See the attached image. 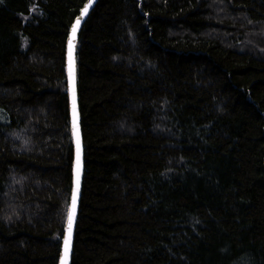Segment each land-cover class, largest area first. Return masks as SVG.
Segmentation results:
<instances>
[{"label":"trees","instance_id":"16d2710c","mask_svg":"<svg viewBox=\"0 0 264 264\" xmlns=\"http://www.w3.org/2000/svg\"><path fill=\"white\" fill-rule=\"evenodd\" d=\"M85 2L0 0V264L59 263ZM78 91L72 264H264V0H99Z\"/></svg>","mask_w":264,"mask_h":264},{"label":"water","instance_id":"95a60500","mask_svg":"<svg viewBox=\"0 0 264 264\" xmlns=\"http://www.w3.org/2000/svg\"><path fill=\"white\" fill-rule=\"evenodd\" d=\"M99 0H91V7L88 9V12L86 15L82 16L83 9L88 6L90 3V0H86L82 10L80 11L79 15L75 18L73 21L68 38L66 43V82H67V95L69 100V116H70V129H71V136H72V145H73V165H72V190H71V197L69 202V209L71 207L72 203V195L76 190V174H77V159L79 155V166H80V186H79V193L77 197V205H76V215L73 225V231H72V237H71V243L68 248L67 256H65V238L67 236V223H68V214L64 229V234L61 242V253L59 258L58 264H72L73 261V253H74V246H75V238H76V230H77V223H78V217L80 212V205H81V199H82V193H83V186H84V176H85V151H84V138H83V129H82V114L80 109V103H79V91H78V47H79V40L82 33V29L84 27V24L88 20L90 14L94 10V8L97 6ZM80 19V25L76 31V38L74 41L75 47L73 50L72 55L75 59V110L78 115V127H79V148L77 145V136L74 133L73 129V94H72V84L70 82V76H69V41L72 39V29L76 24V20ZM68 209V212H69Z\"/></svg>","mask_w":264,"mask_h":264},{"label":"snow or ice","instance_id":"6c2138e0","mask_svg":"<svg viewBox=\"0 0 264 264\" xmlns=\"http://www.w3.org/2000/svg\"><path fill=\"white\" fill-rule=\"evenodd\" d=\"M91 7V0L88 6H86L82 11V16L86 15L88 12V9ZM80 25V19L76 20V24L72 29V39L69 41V76H70V82L72 84V94H73V129L74 133L77 136V145L79 148V127H78V115L75 110V59L72 55L75 44V38H76V31ZM79 186H80V166H79V155L77 159V174H76V190L72 195V203L71 207L68 212V223H67V236L65 238V256H67L68 248L71 243V237H72V231H73V225L76 215V205H77V197L79 193Z\"/></svg>","mask_w":264,"mask_h":264},{"label":"rangeland","instance_id":"374dc122","mask_svg":"<svg viewBox=\"0 0 264 264\" xmlns=\"http://www.w3.org/2000/svg\"><path fill=\"white\" fill-rule=\"evenodd\" d=\"M9 122H10V118L8 114L3 109H0V124L9 123Z\"/></svg>","mask_w":264,"mask_h":264}]
</instances>
